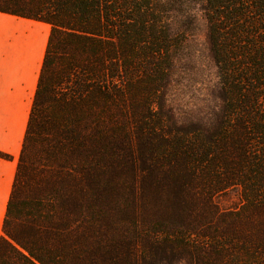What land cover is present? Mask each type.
<instances>
[{
  "label": "trees",
  "instance_id": "obj_1",
  "mask_svg": "<svg viewBox=\"0 0 264 264\" xmlns=\"http://www.w3.org/2000/svg\"><path fill=\"white\" fill-rule=\"evenodd\" d=\"M188 3L0 0L50 25L0 264H264V0H204L217 90L180 120Z\"/></svg>",
  "mask_w": 264,
  "mask_h": 264
},
{
  "label": "crops",
  "instance_id": "obj_2",
  "mask_svg": "<svg viewBox=\"0 0 264 264\" xmlns=\"http://www.w3.org/2000/svg\"><path fill=\"white\" fill-rule=\"evenodd\" d=\"M6 16V17H5ZM50 25L0 12V238Z\"/></svg>",
  "mask_w": 264,
  "mask_h": 264
},
{
  "label": "rangeland",
  "instance_id": "obj_3",
  "mask_svg": "<svg viewBox=\"0 0 264 264\" xmlns=\"http://www.w3.org/2000/svg\"><path fill=\"white\" fill-rule=\"evenodd\" d=\"M187 1L193 22L175 60L166 96L167 105L180 120L199 119L207 114L206 106L210 103L211 94L216 93L218 84L217 69L210 50L204 0ZM220 202L226 207L237 204L238 192L231 191L220 197Z\"/></svg>",
  "mask_w": 264,
  "mask_h": 264
},
{
  "label": "bare ground",
  "instance_id": "obj_4",
  "mask_svg": "<svg viewBox=\"0 0 264 264\" xmlns=\"http://www.w3.org/2000/svg\"><path fill=\"white\" fill-rule=\"evenodd\" d=\"M6 17V16H5Z\"/></svg>",
  "mask_w": 264,
  "mask_h": 264
}]
</instances>
